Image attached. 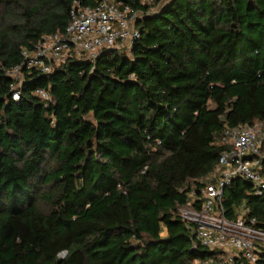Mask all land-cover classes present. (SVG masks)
I'll use <instances>...</instances> for the list:
<instances>
[{
    "label": "trees",
    "instance_id": "16d2710c",
    "mask_svg": "<svg viewBox=\"0 0 264 264\" xmlns=\"http://www.w3.org/2000/svg\"><path fill=\"white\" fill-rule=\"evenodd\" d=\"M118 1L141 14L130 47L24 72L13 100L8 71L64 31L73 0H0V264L216 255L193 247L178 208L215 168L224 127L264 122V0ZM249 189L225 186L227 215L244 201L264 228V195Z\"/></svg>",
    "mask_w": 264,
    "mask_h": 264
},
{
    "label": "built area",
    "instance_id": "2783aa9c",
    "mask_svg": "<svg viewBox=\"0 0 264 264\" xmlns=\"http://www.w3.org/2000/svg\"><path fill=\"white\" fill-rule=\"evenodd\" d=\"M140 17L118 0H94L93 5L73 0L64 31L43 35L33 48H23L22 63L8 71L14 79L12 99H19L24 72L48 74L69 57L92 62L103 49L131 45L139 37L136 21ZM33 93L49 99L45 89ZM218 140L223 149L215 168L201 179L199 191H192L178 208L190 227L193 247L216 252L212 258L194 259L190 264H256L264 251V228L257 226L244 201L232 207L233 215H227L223 189L232 179L241 178L250 185L248 194L264 195V122L226 126Z\"/></svg>",
    "mask_w": 264,
    "mask_h": 264
},
{
    "label": "rangeland",
    "instance_id": "374dc122",
    "mask_svg": "<svg viewBox=\"0 0 264 264\" xmlns=\"http://www.w3.org/2000/svg\"><path fill=\"white\" fill-rule=\"evenodd\" d=\"M168 1H169V0H162V1H160V2L156 5V7L153 8L152 10H153V11H156V10L160 9V8H161L163 5H165ZM123 47H126V49H127L128 47H130V44H129V43H126ZM63 254H64V253H61V256H63Z\"/></svg>",
    "mask_w": 264,
    "mask_h": 264
}]
</instances>
